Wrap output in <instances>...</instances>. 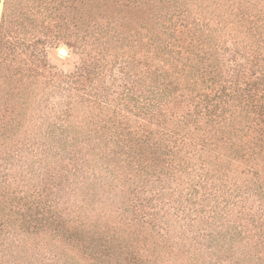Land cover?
Instances as JSON below:
<instances>
[{
  "label": "trees",
  "instance_id": "1",
  "mask_svg": "<svg viewBox=\"0 0 264 264\" xmlns=\"http://www.w3.org/2000/svg\"><path fill=\"white\" fill-rule=\"evenodd\" d=\"M0 264H264V0H0Z\"/></svg>",
  "mask_w": 264,
  "mask_h": 264
},
{
  "label": "rangeland",
  "instance_id": "2",
  "mask_svg": "<svg viewBox=\"0 0 264 264\" xmlns=\"http://www.w3.org/2000/svg\"><path fill=\"white\" fill-rule=\"evenodd\" d=\"M96 11H102L101 9H96ZM62 47H65L69 50V55L67 56H62L60 53H59V50L60 48ZM55 54L56 56L60 57V59H57V58H54V62L60 67V68H65V69H68L70 68L69 64H71V59L75 58L76 56L74 55L73 53V49H71L68 45L66 44H62L60 45L55 51ZM63 63H68L67 65H63Z\"/></svg>",
  "mask_w": 264,
  "mask_h": 264
},
{
  "label": "water",
  "instance_id": "3",
  "mask_svg": "<svg viewBox=\"0 0 264 264\" xmlns=\"http://www.w3.org/2000/svg\"><path fill=\"white\" fill-rule=\"evenodd\" d=\"M59 53L62 56H67V55H69V50L67 48H65V47H62V48H60Z\"/></svg>",
  "mask_w": 264,
  "mask_h": 264
}]
</instances>
